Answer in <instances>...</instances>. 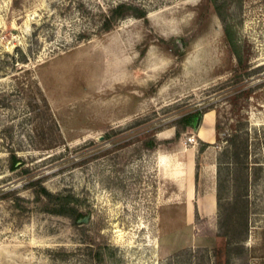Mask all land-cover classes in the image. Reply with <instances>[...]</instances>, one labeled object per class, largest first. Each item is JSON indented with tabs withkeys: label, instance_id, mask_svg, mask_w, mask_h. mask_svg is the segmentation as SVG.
I'll list each match as a JSON object with an SVG mask.
<instances>
[{
	"label": "rangeland",
	"instance_id": "obj_1",
	"mask_svg": "<svg viewBox=\"0 0 264 264\" xmlns=\"http://www.w3.org/2000/svg\"><path fill=\"white\" fill-rule=\"evenodd\" d=\"M119 2L146 14L99 31ZM217 10L252 72L238 83ZM208 106L214 143L200 150L198 127L174 139ZM230 138H247L245 162ZM245 171L247 252L231 264H264V0H0V264H206L218 208L199 215L193 187L225 206ZM40 185L83 216L46 211Z\"/></svg>",
	"mask_w": 264,
	"mask_h": 264
},
{
	"label": "trees",
	"instance_id": "obj_2",
	"mask_svg": "<svg viewBox=\"0 0 264 264\" xmlns=\"http://www.w3.org/2000/svg\"><path fill=\"white\" fill-rule=\"evenodd\" d=\"M219 7V4H216ZM218 11V16L222 20L223 30L225 34L226 41L230 46L232 53L236 57V69H235V82L242 81L243 79L249 77L252 72L248 70L247 59L240 48V45L236 41L235 31L232 26L226 21L225 17L221 12ZM133 14L137 17L145 16L146 12L143 9L134 8L127 5L125 2H119L115 7L111 9L109 16L105 17L102 26L99 28V31H105L112 27L114 21L119 18L125 17L128 14ZM82 35V34H80ZM242 93L238 92L237 96H240ZM212 109V106H208L200 111H196L189 115H184L178 118L175 123V137L177 139L180 135L185 132L189 127L194 128L196 120L207 110ZM223 128L221 120H218L215 124L216 132H220ZM232 144V160L235 163L242 162V156L247 157L248 154V142L247 138L243 139L241 144H237L235 138H230ZM202 150L209 143L201 141ZM144 146L153 148L154 142L152 139H146L144 141ZM246 159V158H245ZM245 159L243 160L245 162ZM23 161L15 154L12 153L8 160V165L10 169H16L21 167L18 164ZM246 166V165H245ZM242 168V167H241ZM246 168V167H244ZM247 169V168H246ZM24 171H28L24 167ZM243 180L244 184L242 185L241 181ZM239 185H236L233 196L229 200L228 204L223 206L220 202L219 193L217 194V208L219 215V229L217 236L221 238L219 245L214 246L211 249H206L207 252V263L206 264H231L232 259L235 257H240L247 252L245 241L249 235L250 229V203L248 197V173L245 171L244 178L239 180ZM32 184H40V181L35 180L31 182ZM37 195L45 198V208L46 211L66 215L70 218H81L83 214L79 212L77 206L74 204L75 198L72 195H65L61 192L52 193L47 190L44 186H39L36 190ZM95 259H102V250L100 248H95L93 252Z\"/></svg>",
	"mask_w": 264,
	"mask_h": 264
},
{
	"label": "crops",
	"instance_id": "obj_3",
	"mask_svg": "<svg viewBox=\"0 0 264 264\" xmlns=\"http://www.w3.org/2000/svg\"><path fill=\"white\" fill-rule=\"evenodd\" d=\"M208 115V118L206 119ZM215 113L213 109H209L203 113L200 125L198 126V135L199 138L203 141L214 143L216 139V131L214 125ZM205 127V137L200 136L201 129ZM195 187H193L192 202L191 205H194V202L197 205L198 213L201 216H207L212 214L216 209V193L214 189L203 190L202 193L196 195Z\"/></svg>",
	"mask_w": 264,
	"mask_h": 264
},
{
	"label": "water",
	"instance_id": "obj_4",
	"mask_svg": "<svg viewBox=\"0 0 264 264\" xmlns=\"http://www.w3.org/2000/svg\"><path fill=\"white\" fill-rule=\"evenodd\" d=\"M201 118H202V115L199 116V117L197 118L196 123H195V127H198V126H199L200 121H201ZM87 219H88V217L85 216V217L83 218V221L85 222V221H87ZM79 221H80V220H79Z\"/></svg>",
	"mask_w": 264,
	"mask_h": 264
},
{
	"label": "bare ground",
	"instance_id": "obj_5",
	"mask_svg": "<svg viewBox=\"0 0 264 264\" xmlns=\"http://www.w3.org/2000/svg\"><path fill=\"white\" fill-rule=\"evenodd\" d=\"M207 118H208V115H207L206 119H207ZM200 136L205 137V127H203V128L201 129V131H200Z\"/></svg>",
	"mask_w": 264,
	"mask_h": 264
},
{
	"label": "built area",
	"instance_id": "obj_6",
	"mask_svg": "<svg viewBox=\"0 0 264 264\" xmlns=\"http://www.w3.org/2000/svg\"><path fill=\"white\" fill-rule=\"evenodd\" d=\"M191 139H194V136H192V137H188V140H191Z\"/></svg>",
	"mask_w": 264,
	"mask_h": 264
}]
</instances>
